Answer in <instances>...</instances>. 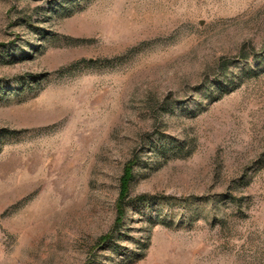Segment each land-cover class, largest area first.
<instances>
[{"label":"rangeland","instance_id":"obj_1","mask_svg":"<svg viewBox=\"0 0 264 264\" xmlns=\"http://www.w3.org/2000/svg\"><path fill=\"white\" fill-rule=\"evenodd\" d=\"M0 264H264V0H0Z\"/></svg>","mask_w":264,"mask_h":264},{"label":"trees","instance_id":"obj_2","mask_svg":"<svg viewBox=\"0 0 264 264\" xmlns=\"http://www.w3.org/2000/svg\"><path fill=\"white\" fill-rule=\"evenodd\" d=\"M126 190H123L122 194H121V200H120V203H119V208H118V215H119V219L117 221V224L120 223V220L124 214V202H125V199H126V196H125V192ZM106 241V239H104Z\"/></svg>","mask_w":264,"mask_h":264}]
</instances>
